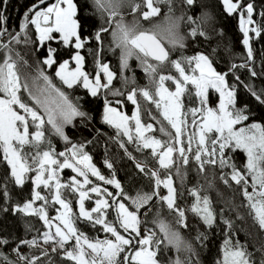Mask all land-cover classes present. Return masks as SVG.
<instances>
[{
  "label": "snow or ice",
  "instance_id": "1",
  "mask_svg": "<svg viewBox=\"0 0 264 264\" xmlns=\"http://www.w3.org/2000/svg\"><path fill=\"white\" fill-rule=\"evenodd\" d=\"M126 2L134 17L139 13V18L132 24L125 23L123 16L116 20L119 15L117 9L125 0H85L83 5L77 0H54L51 3L37 0L23 14L18 30H10L6 15L9 0H0V53H3L0 56V162L6 165L16 185L23 187L28 180L34 185L31 199L22 205H15L11 211L35 215L43 221L48 228L42 235L44 244H51L53 253L62 252V258L73 264H164V253L170 247L178 253L184 251L191 254L183 259L177 256L170 264H199L198 260L192 259L197 255L193 245L186 242L180 231L174 230L169 223L154 221L160 234L151 228L144 230L148 213L155 204H159L156 216L159 217L161 209L166 207L170 214H174L175 224L181 228L191 227L189 212L203 226L213 228L218 214L210 197L201 195L206 191L203 185L197 183L187 190L193 198L187 208L177 203L183 192L174 185L173 172L183 184L188 166L194 164L198 175L211 169L213 176L219 172V178L225 185L231 187V181L238 186L247 201L249 214L264 230V124L246 123L251 117L248 105L241 103L235 85L227 79L229 73L247 67V64H232L228 72L222 73L214 67L210 53L197 51L192 55L185 54L201 38L210 39L203 27L207 20L188 14L190 10L194 12L198 0H179L178 6L185 11L178 17L173 15L174 0ZM222 4L229 15H239L242 42L247 48V58L251 60L250 39L253 37L250 33L256 38L264 34V24L258 25L253 18L257 14L255 5L244 3V0H222ZM162 5L167 6L165 15L169 26L163 33L156 28H144L140 20L149 21L159 16ZM82 8H91L93 15H98L102 21L87 34L84 25L89 18L81 15ZM258 14L264 17V12ZM181 21L188 25L186 35L180 32ZM106 33L110 34L114 45L110 51L119 50V77L102 59ZM93 42L95 48L88 47ZM53 43L58 47H53ZM21 44L34 45V53L41 50L46 53L37 61L33 83L42 80L44 86L36 91L29 87L27 78L22 80L21 77V64L28 66L14 47ZM61 47L70 50L69 59L58 63L57 53ZM83 50L94 57L95 69L92 73L85 70ZM176 53H179L178 58H173ZM133 60L147 76L149 86H134L127 91L115 88L113 82L118 78L125 89L129 84H135V75H124L126 71H133L130 64ZM72 64L75 66L72 67ZM54 65L57 66L55 77L62 87L54 84L46 74V69ZM249 71L253 77L257 75L255 70ZM235 80L239 81L240 77L235 76ZM167 82H171L174 89L167 86ZM76 87H82L91 97L98 98L103 94L102 123L115 128L117 138L127 137L137 151L150 150L158 167L151 169L146 162H138L136 168L154 181L151 192L127 193L114 174L112 178L101 174L85 151L84 143H74L66 134V126L75 127L77 119L82 123L91 119L89 113L82 110L79 98L73 99L64 90ZM210 89L219 95L216 107L210 105ZM248 90L255 101L264 106V90L257 92L250 86ZM22 92L28 93L27 99ZM109 95L124 97L131 102L135 106L133 115L129 117L122 111L125 99L113 101L108 99ZM138 97L154 105L159 112L163 118L158 121L159 132L166 139L146 135L156 129L153 124L142 122ZM193 98L198 106L188 107L186 101L191 103ZM130 121H134V127L130 126ZM53 135L65 142L63 151L57 152L52 145L50 136ZM119 146L127 152L124 142ZM238 150L246 156L242 168L237 167L233 160L232 154ZM129 157L134 159L130 153ZM105 164L108 169H113L111 162L106 160ZM64 169L75 173L67 182L60 175ZM30 173L35 175L30 176ZM90 176L117 191L114 193L95 184ZM41 186L49 191V196L36 190ZM208 186L212 187L210 182ZM161 188L167 190L166 194H161ZM249 188L252 190L249 191ZM0 194L8 197L6 185L0 189ZM68 195L77 197L78 211H73ZM37 201L43 203L35 206ZM85 201H92L93 206L86 208ZM50 205H59L57 215L49 216L46 209ZM112 210L115 211L114 220L109 218ZM0 211L7 212L9 209L2 208ZM81 221L93 228L99 226V230L106 235L103 239L89 238L78 227ZM224 223L232 226L228 220ZM196 239L202 242L207 236L199 232ZM21 245L35 247L39 245V240H21L12 248L23 264H37L39 257L23 255ZM5 246H10V241L0 235V249ZM43 254L48 255L46 249ZM0 264L17 262L0 251ZM217 264H254V261L243 245L228 239L224 245L223 260H218ZM260 264H264V255Z\"/></svg>",
  "mask_w": 264,
  "mask_h": 264
},
{
  "label": "trees",
  "instance_id": "2",
  "mask_svg": "<svg viewBox=\"0 0 264 264\" xmlns=\"http://www.w3.org/2000/svg\"><path fill=\"white\" fill-rule=\"evenodd\" d=\"M37 0H9L6 5V15L8 16V27L10 30H18L19 24L22 22L23 14L28 8L36 3ZM85 0H77V3L83 5ZM244 3H253L257 9V14H254V20L257 24H264V17H261L258 13L264 12V0H244ZM179 0H174V16L178 17L183 14L185 9L179 7ZM161 13L159 16L153 17L149 21L140 20V24L144 28H156V30L163 33V31L169 26V20L166 19L167 6H161ZM119 15L116 16V20H120L123 16V20L127 24H132L135 19L139 18V13L134 17L131 13V7L126 2L121 4L117 9ZM188 14H194L207 20L203 25L205 31L208 33L210 39H203L197 41L196 44L191 45L189 50L185 51L186 55L195 54L197 51H204L211 54V58L214 61V67L219 72H228L232 64H247V67L239 68L234 73H229L227 79L230 84L235 85L237 95L241 103H247L249 111L251 112L250 120L247 122H257L264 124V106L260 105L251 96L248 87L255 89L257 92L264 90V34L261 37L250 39V45L253 51V57L251 60L247 58V53L244 49L242 42V33L238 26L237 14L229 15L222 7L220 0H198V5L195 7L194 12L189 11ZM81 15L88 17V23L84 25L87 34L93 32L102 21L98 15H93V10L83 9ZM113 27L115 25L113 24ZM188 25L184 21L180 22V32L187 34ZM34 38V34H33ZM5 42L7 37L4 38ZM53 47H58L55 43ZM17 51L21 53V56L28 62V66L21 64L20 71L22 80L27 78L29 87L36 91L37 88L44 86L43 81H36L33 83V77L36 76L37 61L46 55L44 50L38 53L33 52L34 45H15ZM88 47L95 48V42ZM114 47L112 39L109 33L104 35V51L102 59L104 62L109 63L112 70L118 73L119 77V50L116 52L110 51V48ZM69 49L60 48L57 53V61L62 62L65 59H69ZM82 54L85 56V70L92 73L95 69L94 57L87 50H83ZM3 53H0L2 56ZM179 53L174 54L173 58H178ZM133 71H126L125 76L131 77L135 75V84H129L127 89L122 87L121 81L118 78L113 82L115 88H121L123 91L130 90L131 87H148L149 81L147 76L137 66L138 62L130 61ZM56 65L51 69H46V74L49 75L53 83L58 87H62L58 78L55 77ZM249 69L255 70L257 75L253 77ZM173 74H175L173 72ZM239 76L240 80L236 81L235 76ZM70 96L75 99L79 98V104L82 110L87 111L91 119L82 123L77 119L75 127L66 126L65 131L69 138L74 143H84L85 151L92 157V163L100 170L101 174L106 178H112L113 174L116 179L121 182L124 190L130 195H135L137 192H151L154 181L148 176L139 172L136 168V163H147V166L151 169L158 167L156 162L150 155V150L144 149L137 151L136 146L133 143H129L124 136L117 138V130L107 124L102 123V108L104 102L103 94L100 97H91L87 94L86 90L82 87H76L74 89L64 88ZM22 95L27 99L28 93L22 92ZM108 99L115 101L116 99H125L124 97L108 96ZM141 104V120L143 123H151L156 129L152 132V135L157 138L166 139L159 132L160 123L163 119L159 115L154 105L148 104L141 97H138ZM215 96L211 97V104L214 103ZM188 107H195L197 103L195 98L191 103L186 101ZM124 112L128 115L130 113L131 105L126 101L123 105ZM156 117V119H153ZM167 127V123L164 122ZM52 145L56 151L64 150L65 142L57 137L50 136ZM121 142L125 143V149L119 145ZM129 153L131 157H129ZM233 155V160L237 167L242 168L244 163V156L240 151H236ZM2 156V153H0ZM109 161L113 164V169H108L105 161ZM228 171V169H225ZM163 173L161 176L163 178ZM174 185L178 191L183 192L177 200V203L182 208H187L193 201V198L188 195L187 190L199 183L204 186L206 191L201 195H208L212 200V207L216 210L218 217L217 223L213 228L209 229L203 226L201 222L196 220L192 214L187 213L189 217L190 228H181L174 222V214H170L166 207L161 209L159 217L156 216L157 208L159 204H155L152 211L148 213L147 224L144 226V230L151 228L159 233L158 224L154 223L156 220H164L169 223L174 230H179L183 239L191 243L197 253L192 259L198 260L199 264H217L220 257V248L224 240L231 239L233 243L239 242L244 246L247 252L252 254L254 264H260L261 256L264 255V230L260 229L256 222L253 220L252 215L249 214L250 209L247 207L245 200L240 192L238 186L230 181L231 187L225 185L219 178V172L215 176L211 174V169L206 170L202 175H198L195 171V165L190 164L187 169L186 178L181 184V180L173 172ZM209 182L212 187H209ZM6 185L8 189V197H3L0 194V209L8 208L9 211H0V235L6 237L10 241V246H5L0 251H3L10 260L16 261L17 264H23L18 260L16 254L12 251L21 240H32L36 238L39 240V245L35 247H29L27 245H21L20 251L23 255L34 258L39 257L37 264H73L71 261H67L62 258L63 253H53L51 251V244H44L40 241V235L43 231V225L39 218L35 215L29 216L23 213H14L11 209L19 204L22 205L27 200H30L31 185L28 181L21 186L14 184L12 177L9 174V170L3 162H0V189ZM117 189L112 188V192H116ZM71 201V207L73 211L75 209L74 197L69 199ZM131 203V201H128ZM221 210L222 213H221ZM143 211V210H142ZM110 219H115V211L110 212ZM144 219V217H141ZM231 222V227L225 224L224 221ZM78 227L84 231L89 238L99 237L101 239L106 235L97 228H93L84 222H78ZM199 232H204L207 236L206 240L198 241L196 236ZM47 250L48 255L43 254L44 250ZM191 255L190 253L181 251L177 252L175 248H169L164 253V264H170L171 260L180 256L181 259Z\"/></svg>",
  "mask_w": 264,
  "mask_h": 264
},
{
  "label": "rangeland",
  "instance_id": "3",
  "mask_svg": "<svg viewBox=\"0 0 264 264\" xmlns=\"http://www.w3.org/2000/svg\"><path fill=\"white\" fill-rule=\"evenodd\" d=\"M51 2H54V0H48V3H51ZM220 2H221V4H222V0H220ZM222 7H223V9H224V6H223V4H222ZM225 10V9H224ZM238 16V26H239V29H240V31H241V28H240V17H239V15H237ZM253 26H255V25H253ZM249 27H252V26H249ZM241 33H242V31H241ZM250 35H253L254 36V34H252V33H250ZM242 41H243V33H242ZM244 45V44H243ZM244 49H245V51H246V53H247V48H246V46L244 45ZM72 67H74L75 65L74 64H72L71 65ZM56 71V70H55ZM167 86H169V87H171V88H173L174 89V85H171V82H167ZM215 96V101H214V103H212L211 104V102H210V105L212 106V107H216L217 106V104H218V99H219V95H218V93H216L214 90H209V100H211V97L212 96ZM128 102V101H127ZM130 105H131V109H130V113L128 114V116L129 117H131L132 115H133V113H134V111H135V106L134 105H132L131 104V102H128ZM113 106H116V107H119V106H117V105H113ZM198 106V105H197ZM103 107H104V102H103ZM122 111L124 112V109H123V107H122ZM102 112H103V108H102ZM125 113V112H124ZM162 118V117H161ZM163 119V118H162ZM246 123H248V124H251V123H253V122H246ZM130 126H133L134 127V121H130ZM239 127V126H238ZM133 135H134V133H133ZM146 135H152V132L151 133H146ZM125 137V136H124ZM126 138V140H127V137H125ZM61 151H63V150H61ZM239 151V150H238ZM57 152H59V151H57ZM241 152V151H240ZM242 154H243V156H244V163H245V161H246V156H245V154L243 153V152H241ZM243 163V164H244ZM137 164V163H136ZM30 176H34L35 174L34 173H30L29 174ZM61 175V178H62V180L63 181H65V182H67L68 180H69V178L71 177V176H73V175H75V173H73L70 169H64L63 170V172L60 174ZM90 178L94 181V183L95 184H99V185H101L102 187H106L109 191H112V188H114L113 186H111V185H104L103 184V182H101V181H98V180H96V178L95 177H91L90 176ZM13 179V178H12ZM28 182L30 183V185H31V195H30V199H31V197H32V194H33V188H34V185L32 184V182H31V180H28ZM249 183H251V179L249 178ZM15 184V183H14ZM16 185V184H15ZM18 186V185H17ZM37 191H40L41 192V195H45V196H49L50 194H49V191L47 190V189H44L43 188V186H41V188H39V189H36ZM252 189L251 188H249V191H251ZM166 192H167V190L166 189H163V188H161V194H166ZM93 195V200L95 199V196H94V194H92ZM72 197H74V199H75V209H74V212H76V211H78V203H77V197H75V196H71V195H68V199H70V198H72ZM244 198V197H243ZM245 200V199H244ZM43 202L42 201H37L36 202V205L35 206H40L41 204H42ZM245 203H246V205H247V201L245 200ZM85 206H86V208H90L91 206H93V202L92 201H85ZM57 208H59V205H50V206H48L47 207V211H48V214H49V216H55V215H57V212H56V209ZM40 220V219H39ZM41 221V220H40ZM41 223H42V225H43V231H42V233H41V235H40V241L42 242V243H44L43 242V239H42V235H43V233L45 232V231H48V228L44 225V223H43V221H41ZM257 224V223H256ZM258 225V224H257ZM259 227V226H258ZM53 231H54V229H53ZM227 240V239H226ZM226 240H224L223 242H222V244H221V248H220V257H219V259L218 260H223V255H224V245H225V241Z\"/></svg>",
  "mask_w": 264,
  "mask_h": 264
}]
</instances>
